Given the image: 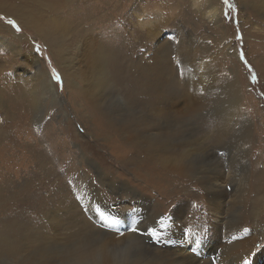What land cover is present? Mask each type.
Returning a JSON list of instances; mask_svg holds the SVG:
<instances>
[{
  "label": "rangeland",
  "instance_id": "obj_1",
  "mask_svg": "<svg viewBox=\"0 0 264 264\" xmlns=\"http://www.w3.org/2000/svg\"><path fill=\"white\" fill-rule=\"evenodd\" d=\"M195 1H120L121 10H99L90 30L85 24L98 43L88 46L81 21L59 18L46 0H0V264H58L61 248L79 236L119 239L121 231L141 241L142 264H182L159 249L170 239L165 226L141 238L120 216L135 201L133 221L143 232L156 211L166 218L179 209L185 240L211 241L227 212L216 218L209 210L200 173L231 171V219L248 231L264 220V0H229L238 15L213 0L217 21ZM144 5L159 15L149 26L142 25ZM20 15L54 24L61 56ZM33 56L44 79L51 81L53 68L60 74L62 91L55 83L54 92L44 88ZM133 134L161 139L160 158L126 139ZM97 210L119 224L102 226ZM208 244L209 258L192 264L233 258L226 251L220 261L225 245ZM254 259L264 264V252Z\"/></svg>",
  "mask_w": 264,
  "mask_h": 264
},
{
  "label": "bare ground",
  "instance_id": "obj_2",
  "mask_svg": "<svg viewBox=\"0 0 264 264\" xmlns=\"http://www.w3.org/2000/svg\"><path fill=\"white\" fill-rule=\"evenodd\" d=\"M46 1L49 3V6L52 9V11L55 12V14H59V18H68V19L75 18L81 21L80 35L83 37L84 35H86V32H88V37L85 38L86 44L88 46H93V45L98 46L97 41H94L92 37H89V30H90V25H91L90 17L95 15L99 10L103 11L104 9L108 7L112 8L113 11H115L116 9L121 10L123 6L120 4V1H124V3H126V1L128 0H46ZM195 2H196L197 8L203 9L205 11L207 20L217 21L219 19V11L216 8V4L215 2H213V0H196ZM139 7H141V5ZM142 9H144L143 20H142L143 26H149L150 20H152L154 17H159V15L157 14H155L154 16L150 14L149 12H146L145 10L146 5H144ZM67 12H70L71 14H67ZM262 12L264 16V9ZM16 17L20 20L21 24H23L25 27H29V25L32 24V27L36 28L37 31L40 33L39 34L40 37L39 36L38 37L46 41V43L48 44V47L52 49L53 54L55 53L56 56L57 55L61 56L60 51L57 49L58 41L54 34V28H55L54 24H51L50 22H46L43 24H36V23H33L35 21L32 20L29 16L23 17L22 15H20ZM85 21H88V22H85ZM85 24H89V30H86L87 28L85 27L86 26ZM33 60H34L35 67H37V70H36L37 77L39 80H41L40 83L43 85L42 81L46 80L44 79V75L46 76L48 75L47 73H44L40 69V64L42 62L40 63V61L37 58H34V56H33ZM44 85H45L44 88L47 91L53 90L54 92L53 82L46 80ZM231 85H232L231 87H233V89L236 91L235 97H238V91L240 88L237 83V80L235 79L231 83ZM120 128L121 130H124V128H126L125 124L120 123ZM126 139L130 141H138L139 145L144 150V152L148 154H153L154 156L160 158V150L162 149L161 146L163 145V142L161 139L145 138V137H140L134 134L127 135ZM216 173L203 175V176L202 174L204 173H200L199 175L196 174L194 176H197L196 178L198 179L199 184L201 185L203 189V194L206 198L205 200L206 204L209 210L213 214H215L216 218L226 215L225 213L227 212V220L224 223L225 226L224 227L220 226V230L218 234L215 235V238L209 242L203 241L195 237L192 240V242L189 243L184 238V229L181 227V224L178 223L179 215L181 214L182 211L179 209H176V211L172 212L171 216L166 217V218L164 217L165 221H169V222L168 223L165 222L166 225H164L165 228L162 229V232L165 235L169 236L170 239L166 238L164 240L165 242L163 244V247L159 249L160 250L163 249L164 252L166 251L170 253L172 256H177L178 258H181L182 264H192L194 261L198 262L200 260L202 261L204 258L205 259L209 258L210 253H208V247H209L208 243H211L213 247H216L220 243V244L225 245V248L220 253V257H219L220 261H222L221 259L223 257L225 258V256H228L226 251H229L230 253L234 254V256L228 261L227 264H245V261L249 262V264H255L253 262L255 260L254 259L255 256L259 252H264V248L258 249V244L264 242V220L263 218H260L259 216L258 218L260 219L257 220L258 221L257 224L255 223L256 224L255 225L253 223L255 225V229H250L249 231H245L244 229L245 227L243 226L244 224H242L241 222L232 220L231 217L229 216V213L232 211L234 207V202H235L232 199V197L234 196L233 193L236 191L235 178L233 177V173L231 171L229 172V174L227 173L228 175H225L223 173H218V172ZM227 186H231L230 191H227V188H226ZM139 196L141 198H145L141 195ZM148 201L151 202L150 200ZM138 203H141V202L139 201ZM131 205H130L131 208L127 210L129 211L128 216H124V217L120 216V218L121 220H123L122 222H125L126 224H129L132 227L133 226L137 227L133 219L136 215L135 212L136 210H138V208L137 209L135 207L132 208ZM143 206L144 205H142V207ZM145 206L147 207V205ZM154 210L152 209V211ZM159 211H156V215H155L156 217H154L155 219L152 220L153 222L158 220L160 217H163ZM152 221H150L149 223L144 222L142 225H140L141 228H143L144 230V227L151 225ZM171 228H173L174 232H167Z\"/></svg>",
  "mask_w": 264,
  "mask_h": 264
},
{
  "label": "clouds",
  "instance_id": "obj_3",
  "mask_svg": "<svg viewBox=\"0 0 264 264\" xmlns=\"http://www.w3.org/2000/svg\"><path fill=\"white\" fill-rule=\"evenodd\" d=\"M141 241L126 235L84 234L61 248L58 264H142Z\"/></svg>",
  "mask_w": 264,
  "mask_h": 264
},
{
  "label": "snow or ice",
  "instance_id": "obj_4",
  "mask_svg": "<svg viewBox=\"0 0 264 264\" xmlns=\"http://www.w3.org/2000/svg\"><path fill=\"white\" fill-rule=\"evenodd\" d=\"M223 3L225 5H227V7L229 9H231V11L236 12L237 15H238V10H237L235 4L229 3V0H223ZM227 16H228V14L225 13V18H227ZM235 22L238 24V20H236ZM7 23L16 32H20V28L15 23V21L8 20ZM176 43H178V41H176ZM34 47H35L36 54L37 55H40V46L39 45H35ZM241 59H244L243 53H241ZM172 60L176 61L177 68H179L180 61L176 60L175 57H172ZM49 63H50V61H49ZM249 69L251 71V67L250 66H249ZM50 78H51V81L53 83H55V84H57V85L60 86V90L62 91L63 90V80H62L60 74L54 68L51 69V77ZM252 80L254 82L256 81L255 75L252 76ZM221 155H223V153H221ZM97 215H98V217H99V219L101 221L102 226H104V227H106V228H108L110 230L113 229L114 227H116L119 224V220L116 217H114V216L107 215L104 212H100L98 210H97ZM164 221H165V218L164 217H160L158 220L155 221V225L145 226L143 232L140 231L139 222H136L137 223V227L129 226L128 230L130 232H132L133 234L138 235L141 238L144 236L145 233L147 234L148 238H152V237H156L157 236V227L156 226L158 225L160 227H163L164 226ZM245 231H248V230L245 229ZM119 234L121 236H123L124 235V232L121 231ZM245 264H249V262L245 261Z\"/></svg>",
  "mask_w": 264,
  "mask_h": 264
}]
</instances>
